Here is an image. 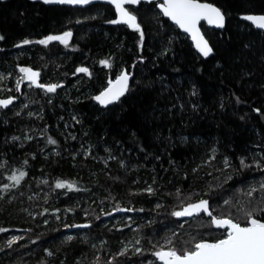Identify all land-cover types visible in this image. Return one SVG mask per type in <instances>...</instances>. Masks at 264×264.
<instances>
[{
    "label": "trees",
    "instance_id": "obj_1",
    "mask_svg": "<svg viewBox=\"0 0 264 264\" xmlns=\"http://www.w3.org/2000/svg\"><path fill=\"white\" fill-rule=\"evenodd\" d=\"M206 1L226 14L222 30L202 26L208 58L156 2L135 9L137 30L112 23L106 4L0 0V71L31 64L42 81L64 78L53 96L23 90L27 108L0 110V264H156L167 225L178 228L180 253L225 237L211 216L173 215L201 200L212 216L245 225L251 212L264 221V31L244 19L264 14V0ZM67 29V44L36 42ZM79 67L90 76L77 89ZM120 68L132 72L128 90L101 106L95 95ZM21 171L16 184L10 178ZM111 204L136 218L142 253H119L120 238L133 232L113 225ZM17 229L22 239L7 245Z\"/></svg>",
    "mask_w": 264,
    "mask_h": 264
},
{
    "label": "snow or ice",
    "instance_id": "obj_2",
    "mask_svg": "<svg viewBox=\"0 0 264 264\" xmlns=\"http://www.w3.org/2000/svg\"><path fill=\"white\" fill-rule=\"evenodd\" d=\"M44 2L87 4L90 0H44ZM112 2L119 13V20L111 22H124L130 27L139 30L140 25L137 23L136 16L128 12L124 5L125 3L137 4L140 0H112ZM160 8L165 16L170 17L185 31L192 33V37L196 41V48L204 57L210 55L212 48L200 34L197 24L201 19H205L209 24L223 27L225 17L219 8L208 3H201L199 0H163ZM245 18L256 22L259 27L264 28V16H247ZM70 37L71 33L66 32L62 36H49L39 41V43L47 44L49 41L58 40L67 44ZM142 39L143 33L141 31ZM23 43L27 44L29 41L25 40ZM101 63L107 64V61H102ZM77 71L88 72V69L79 68ZM21 72L25 73L24 79L36 83L39 76L38 72H34L29 68H22ZM128 80V74L126 72L122 73L114 83L110 82V87L95 97V99L103 105L119 100L128 90ZM41 87L44 86L41 85ZM57 87L58 85H49L47 86V91L54 92ZM11 103V99L0 100V105L5 107ZM49 142L56 143L55 140L51 139ZM24 176L25 173L21 171L18 176L13 175L10 179L19 184ZM5 187L7 188V185ZM56 187H68L71 189L73 185L66 182H57ZM201 211L212 217V224L221 228L226 227L225 238L215 242L201 240L195 243L190 250H185L182 253L173 247H168L167 250L161 248V250L155 252V256L163 264H264V222L255 218L251 212L247 214V226H241L240 223L233 222L231 218H217L212 216V212L209 211L207 200H201L197 204H190L181 211L174 212L173 215L178 217L192 216ZM0 231H3V229H0Z\"/></svg>",
    "mask_w": 264,
    "mask_h": 264
},
{
    "label": "rangeland",
    "instance_id": "obj_3",
    "mask_svg": "<svg viewBox=\"0 0 264 264\" xmlns=\"http://www.w3.org/2000/svg\"><path fill=\"white\" fill-rule=\"evenodd\" d=\"M131 11H133L135 14H137L135 9L134 10L132 9ZM84 15L86 17H93V18L101 16L100 14L96 13V11L95 12H92V11L89 12L88 11ZM66 32H70L71 33V37L68 39V41H69L72 38V35H73L70 29H67L63 33L55 34V35H49V36H62ZM49 36H46V37H44V38H42L40 40H37L36 42L39 43V41L44 40V39H46ZM53 41H58V40H53ZM49 42H51V41H49ZM39 44H41V43H39ZM102 61L109 62V60H107L106 58H103ZM109 65L110 64L108 63V66ZM22 68H29L32 71H37L39 73V76H38V78L36 80V83H33L32 81H29L27 79H24L25 73L21 72ZM79 68H82V67H79ZM122 70H123V68H120L116 72L114 78L109 77L108 80H107V84L112 82L121 73ZM127 71L131 72V70H127ZM78 73H80V75L71 84L74 87H77V89L80 88V87H83L84 86L83 79H85V77L89 78V76H90L89 71L88 72H78L77 71L76 74H78ZM63 83H64V78L63 79L57 78V79H50V80L47 79L45 81H42L41 70L38 69V68H35L31 64H22V65L15 66L14 67V72H9V73H6V74L4 72L0 71V90L3 93L4 92L7 93V92H11V91L14 92V94L16 95L15 97H17V99H19V101L18 102L16 101L15 104L11 105L9 108H14V107L18 108L19 107L18 110L19 109H23L24 107L27 108L26 106H27V104H29V101H27V100L24 101L23 103L21 102L22 101L21 96H23V93H24L23 90H25L27 92L28 91L29 92H33V91L34 92H38L39 95H41L43 97H45V96H53L54 95L53 92H48L47 91V86H49V85H58L57 88H59L60 86H64ZM41 85H43L44 87H41ZM14 94L5 95V97H3V98L10 97V96H12ZM96 95H95V97H96ZM0 110H1V108H0ZM32 113H33V111H31V114ZM32 137H33L32 134H26L24 138H26V140H29V139L31 140ZM255 189H256V185L252 184V185L248 186L249 192H253ZM31 196L32 197L36 196V194L35 193L31 194ZM185 206H187V205L183 204L181 206V209L176 210L174 212L181 211ZM123 208H126V207L124 206V207L114 208V206L112 204L110 206H107V209L111 210L110 211V216H111L110 218L113 221V225H116L118 227L121 226V225H124V224L128 225V226H130L129 231L133 232L131 235H129V233H128V235L126 237L120 238L119 244H118L119 253H129V254L142 253L143 246L141 245L140 238L137 237V235H136V231L138 229L136 218L133 217L132 214L129 215V212L127 210L126 211H121V212L119 211V210H121ZM29 211H31L29 213H35V208H29ZM175 217L178 218V216H175ZM211 221H210V223L214 227V225L212 224ZM185 223H187L185 220L181 221V225H183ZM68 228L72 230L74 227H68ZM177 233H178V228H175V226H173V225H167V227L164 229V231L158 237L159 250H161V248H164L165 250H167L168 247H173V242H174L173 239H174V237H175V235ZM22 235H23L22 232L19 229H17V230H15L13 232L7 233V236H6V238L4 240H5L7 245H12L13 243H16V242L20 241L22 239V237H23ZM74 235H75V232H68V234H67L68 237H72ZM223 235L226 236V231L223 233ZM200 241H198V242H200ZM198 242L197 241H193L192 246L195 243H198ZM154 256H155V253H154ZM155 259L157 260L156 264H161L158 261L156 256H155ZM146 260H147L146 263H148V264H151L149 262L153 261V259L150 258V257L147 258Z\"/></svg>",
    "mask_w": 264,
    "mask_h": 264
},
{
    "label": "water",
    "instance_id": "obj_4",
    "mask_svg": "<svg viewBox=\"0 0 264 264\" xmlns=\"http://www.w3.org/2000/svg\"><path fill=\"white\" fill-rule=\"evenodd\" d=\"M39 1H40L41 3H43V4H46V5H60V6H67V7H74V8H87V7H91V6H93V5H96V4H106V5H110V6L113 7V9H114V11H115V14H116V20H119V13H118V11H117V9H116L115 4L112 2V0H90V2L87 3V4H68V3H58V2L45 3L44 0H39ZM142 2H157V8H158V10L161 12V14H162L165 18H167L171 23L175 24V25H176V26H177V27H178V28H179L184 34H186V35L189 37L190 41L192 42L193 47L195 48L196 52H197L200 56L204 57V56L199 52V50L196 48V41L193 39V37H192V33L185 31V30H184L183 28H181L178 24H176V22L173 21L170 17H167V16H165V15L163 14L162 9L160 8V4L163 3V0H140V2L137 3V4L125 3V5H124L125 9H126L128 12H130L132 15H135V16H136V18H137V23H138V24H139L138 17H137L136 14H134L133 12L130 11V8H137ZM199 2H201V3H208V4L213 5L214 7L219 8V9L221 10V12L223 13L224 17H225V19H224V26H225V23H226V14L223 12V10H222L219 6H217L216 4H214V3L210 2V1H206V0H199ZM247 16H264V14H248V15H246L245 17H247ZM244 19H245L248 23H250L251 25H253L255 28L264 31V28L259 27V26L257 25L256 22H254V21H250V20H248V19H246V18H244ZM119 24H121V25H125V26L129 27L130 29H134V28L130 27L129 25H127V24L124 23V22H119ZM203 25L206 26V27H208V28H214V29H216V30H222V29L224 28V26H223V27H219V26H217V25H215V24H209V23L207 22V20H205V19H201V20L199 21V23L197 24V27L199 28V32H200V34L203 36V38L208 42L209 46L212 48V46H211V44H210V42H209V40H208V38H207V36H206V34H205V32H204V29L202 28ZM212 54H213V48H212V52L210 53V55L207 56V57H204V58H208V57H210ZM34 72H37V71H34ZM125 72H126V73L128 74V76H129V80H128V87H129L130 82H131V79H132V73H131V72H128L126 69H123V70L121 71V73H120V74H119V75H118V76L112 81V83H114V82L117 80V78H118L122 73H125ZM109 87H110V83H109L104 89H102V90L96 95V97H97L98 95H100L103 91H105V90H106L107 88H109ZM126 92H127V91H126ZM126 92H125V93H126ZM125 93H124V94H125ZM121 97H122V96H121ZM121 97H120V98H121ZM8 99H11V100H12V103L9 104V105H7L6 107L0 105V107H2L3 109H6V108L10 107L11 105H13V104L17 101V97H15V96H10V97H7V98L0 97V100H8ZM96 101H97V100H96ZM113 102H114V101H113ZM113 102H112V103H113ZM97 103L100 104L101 106H108V105L112 104V103H110V104H107V105H103V104H101L99 101H97ZM199 202H200V201H199ZM199 202H195V203H191V204H197V203H199ZM188 205H190V204H188ZM188 205H187V206H188ZM187 206H185V207H187ZM208 206H209V203H208ZM119 211H120V212H121V211H126V208H123V209H121V210H119ZM209 211H211L210 206H209ZM211 212H212V211H211ZM200 214H205L206 216L209 217V215H208L207 213L201 211L200 213L193 214L192 216H181V217H179V218H180V219H190V218H193V217H195V216H197V215H200ZM217 218H218V217H217ZM255 218H256V217H255ZM257 219H260V218H257ZM232 220H233V219H232ZM260 220H261V219H260ZM261 221L264 222L263 220H261ZM233 222H236V221L233 220ZM236 223H238V222H236ZM215 226H216V225H215ZM241 226H247V224H246V225H241ZM219 228H221V227H219ZM223 229L226 230V227H223ZM226 231H227V230H226ZM224 238H225V237H224ZM221 239H223V238H221ZM218 240H219V239H218ZM205 241H208V242H215L216 240H215V241L205 240ZM157 259H158V258H157ZM158 261H159L161 264H163V262L160 261L159 259H158Z\"/></svg>",
    "mask_w": 264,
    "mask_h": 264
},
{
    "label": "flooded vegetation",
    "instance_id": "obj_5",
    "mask_svg": "<svg viewBox=\"0 0 264 264\" xmlns=\"http://www.w3.org/2000/svg\"><path fill=\"white\" fill-rule=\"evenodd\" d=\"M142 3H150V2H142ZM142 3H141V4H142ZM141 4H140V5H141ZM156 4H157V2H156ZM140 5H139V6H140ZM139 6H138V7H139ZM156 6H157V5H156ZM138 7H137V8H138ZM137 8H132V9L134 10V9H137ZM132 9H130V10H132ZM132 12H133V11H132ZM136 15H137V14H136ZM137 17H138V16H137ZM138 20H139V17H138Z\"/></svg>",
    "mask_w": 264,
    "mask_h": 264
},
{
    "label": "bare ground",
    "instance_id": "obj_6",
    "mask_svg": "<svg viewBox=\"0 0 264 264\" xmlns=\"http://www.w3.org/2000/svg\"><path fill=\"white\" fill-rule=\"evenodd\" d=\"M254 187V186H253Z\"/></svg>",
    "mask_w": 264,
    "mask_h": 264
}]
</instances>
